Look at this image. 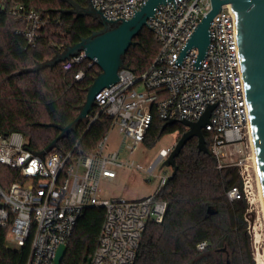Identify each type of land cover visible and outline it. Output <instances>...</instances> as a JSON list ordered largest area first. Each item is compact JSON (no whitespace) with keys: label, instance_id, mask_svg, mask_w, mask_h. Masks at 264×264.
Segmentation results:
<instances>
[{"label":"built area","instance_id":"2783aa9c","mask_svg":"<svg viewBox=\"0 0 264 264\" xmlns=\"http://www.w3.org/2000/svg\"><path fill=\"white\" fill-rule=\"evenodd\" d=\"M87 1L107 20L127 21L148 0ZM211 9V0H168L154 9L146 28L159 44L155 60L140 75L128 67L120 69L118 81L96 96L98 113L88 117V127L102 113L111 121L110 129L118 127L122 140L116 151H107V135L85 155L77 145L68 152L55 147L46 154L36 153L26 148L23 134H0V165L16 170L21 180L6 189L0 186V228L8 230V248L10 243L16 244L17 251L30 245L25 264H55L58 247L68 246L79 217L88 207L105 210L91 264H135L148 222L164 221L168 204L156 195L172 175L162 176L159 190L141 201L100 199L99 184L102 179H115L118 169L135 168L134 162L124 160L122 154L137 150L155 117L165 123H196L212 108L203 129L211 139L210 153L218 170L237 168L242 181L240 187L228 190L227 198L253 204L251 123L237 19L231 4L223 5L213 18L210 43L199 65L195 47L181 58ZM2 14L24 24L14 33L23 36L28 47L36 46L47 25L46 16L24 4L0 2ZM82 65H95L84 52L60 63L65 72ZM84 76L85 72L79 70L74 79L80 81ZM174 148L160 150L145 172L152 176L156 169L166 167L163 164ZM196 248L204 252L208 243H199Z\"/></svg>","mask_w":264,"mask_h":264},{"label":"trees","instance_id":"16d2710c","mask_svg":"<svg viewBox=\"0 0 264 264\" xmlns=\"http://www.w3.org/2000/svg\"><path fill=\"white\" fill-rule=\"evenodd\" d=\"M87 7V0H73ZM9 5L24 4L48 19L35 47L15 34L24 24L6 14L0 15V134H23L26 148L40 153L60 134L59 127L71 124L87 97V89L100 72L96 65L76 66L65 72L60 64L54 68L31 71L102 29L90 16L67 14L71 6L63 0H0ZM159 51L152 32L144 28L125 55L124 64L140 75L149 69ZM83 70L85 76L76 81L74 75ZM94 113L98 109L94 107ZM89 118L81 121L69 135L61 138L56 149L68 152L76 145L85 155L92 153L108 134L111 121L102 113L88 127ZM186 132L180 123L166 126L155 117L144 144L150 148L167 133ZM208 154L200 153L196 138L191 139L176 158L177 171L157 193L167 202L161 224L148 222L140 242L135 264H255L246 222L245 200L230 202L227 192L240 187L237 168L217 169L210 153L211 139L203 133ZM21 182L14 169L0 165V186ZM105 210L88 207L79 217L67 253L61 264H91L98 247ZM8 230L0 228V264H25L30 245L17 251L7 247ZM208 243L204 252L197 245Z\"/></svg>","mask_w":264,"mask_h":264},{"label":"water","instance_id":"95a60500","mask_svg":"<svg viewBox=\"0 0 264 264\" xmlns=\"http://www.w3.org/2000/svg\"><path fill=\"white\" fill-rule=\"evenodd\" d=\"M63 1L71 6V9L66 12L67 14L90 16L101 24L102 29L93 32L87 38H83L79 43L68 46L63 52L57 53L53 59L38 65L31 71L36 72L44 68H54L61 62L84 52L87 59L100 68V72L88 87L86 101L77 117L66 127L58 126L60 134L48 148L41 152L42 154L52 151L61 138L72 133L81 121L93 115L96 96L103 89L118 81L119 70L127 67L124 64L125 55L129 48L134 45L135 37L146 28L147 20L153 16L154 9L168 0H148L141 10L127 21L107 20L101 12L94 10L88 1L86 8L80 7L73 0ZM211 2V11L202 19L182 52L181 58L188 50L195 47L199 52L197 66L199 65L205 57L210 43L209 29L213 18L220 12L223 5L231 4L237 19L239 50L251 131L264 194V0H211ZM211 111L212 108L196 123L180 122L188 130L177 140L174 150L163 164V166L172 168V176L177 171L176 158L191 139H197V148L200 153H209L203 129L209 123ZM175 123L176 121H169L166 126ZM67 250L68 246L66 245L58 247L54 260L55 264L62 263Z\"/></svg>","mask_w":264,"mask_h":264},{"label":"rangeland","instance_id":"374dc122","mask_svg":"<svg viewBox=\"0 0 264 264\" xmlns=\"http://www.w3.org/2000/svg\"><path fill=\"white\" fill-rule=\"evenodd\" d=\"M107 137V151H116L122 140V134L119 132L118 127L111 128ZM177 140V132L167 133L152 148L141 143L132 154H129L128 150L124 151L122 158L133 161L135 168L118 169L115 179H102L99 184L101 191L100 199L141 201L153 196L160 188V178L164 175L171 176L173 171L169 167H164L161 170L156 169L152 176H149L145 171L156 159L160 150L172 148L176 145ZM250 165L254 178L255 199L252 205H248V215L245 220L248 224L247 232L251 239L250 247L254 262L258 264L256 257L260 253L262 263L264 264V215L258 193L254 161H250ZM137 166H140L141 170H137ZM10 247L14 249L17 246L14 243H10Z\"/></svg>","mask_w":264,"mask_h":264},{"label":"bare ground","instance_id":"6f19581e","mask_svg":"<svg viewBox=\"0 0 264 264\" xmlns=\"http://www.w3.org/2000/svg\"><path fill=\"white\" fill-rule=\"evenodd\" d=\"M251 140H252V144H253V161H254V165H255V173H256V179H257L258 193H259L260 203H261V207H262V211H263V215H264V194H263V189H262L260 175H259V167H258L257 158H256V154H255V147H254L252 131H251ZM256 259L258 261V264H263L262 260H261L260 253L257 254Z\"/></svg>","mask_w":264,"mask_h":264}]
</instances>
